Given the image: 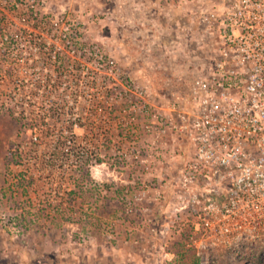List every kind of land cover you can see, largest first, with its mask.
<instances>
[{"label": "rangeland", "instance_id": "rangeland-1", "mask_svg": "<svg viewBox=\"0 0 264 264\" xmlns=\"http://www.w3.org/2000/svg\"><path fill=\"white\" fill-rule=\"evenodd\" d=\"M219 1L0 0V264H195L174 214L190 151L175 109L208 44L196 14ZM32 15L43 40L16 45ZM47 76L62 81L39 93L63 91L85 124L97 100V139L75 125L84 152L63 168L7 99L15 78Z\"/></svg>", "mask_w": 264, "mask_h": 264}, {"label": "built area", "instance_id": "built-area-1", "mask_svg": "<svg viewBox=\"0 0 264 264\" xmlns=\"http://www.w3.org/2000/svg\"><path fill=\"white\" fill-rule=\"evenodd\" d=\"M196 15L208 44L175 109L190 146L175 218L198 264H264V0H220Z\"/></svg>", "mask_w": 264, "mask_h": 264}, {"label": "trees", "instance_id": "trees-1", "mask_svg": "<svg viewBox=\"0 0 264 264\" xmlns=\"http://www.w3.org/2000/svg\"><path fill=\"white\" fill-rule=\"evenodd\" d=\"M21 18L23 22L21 26H16L17 32L9 36L10 38H12V36L15 37L10 40L15 41L16 45H32L37 44V40H43L42 31L40 32L41 34L39 33L36 35L35 33H31V30V32H29L28 29V27L33 29L39 28L37 22L40 23L41 21H38L37 16L35 18L33 15L27 17L22 16ZM51 35V37L60 39H66L67 37L64 32ZM7 37L8 36L5 35V38ZM12 43L13 44L10 46L8 45V47H14V42ZM54 56L57 58L59 57L57 55ZM12 81L14 86L7 90L9 94L7 99H13L16 107L20 109L21 116H18V120L26 130H31L33 132L32 143L35 147H41L46 144V142H50L49 146L51 158L53 160L45 165L50 168H63L65 163L63 161L58 162V160L67 157L66 153L78 154L80 151L84 152L82 151L83 147L81 146V139L74 132L75 125H78L79 127H83L84 125L85 127L88 126V130L91 132L92 141L97 139V136H94L98 129L96 118L98 116H96L97 100H92V104L86 109L89 113L87 124H85L81 111L76 114L77 116L75 117V114L73 113L75 107L66 104L67 96L63 91L59 92L56 91L57 89H48L41 94L39 93V91L45 86H55L57 88L62 81L60 78L47 76L43 80L34 79L30 81L29 78H15ZM78 97L79 94L75 93V100H77ZM79 108L83 109V106H79ZM69 167H76V165L70 164ZM72 191L73 190L70 192L72 193ZM192 253L195 256L193 250ZM198 263L199 260L195 256V264Z\"/></svg>", "mask_w": 264, "mask_h": 264}]
</instances>
